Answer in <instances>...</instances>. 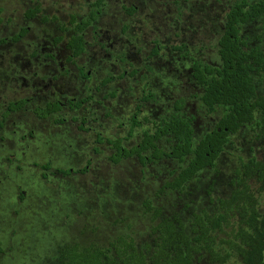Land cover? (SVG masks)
<instances>
[{"label":"rangeland","instance_id":"rangeland-1","mask_svg":"<svg viewBox=\"0 0 264 264\" xmlns=\"http://www.w3.org/2000/svg\"><path fill=\"white\" fill-rule=\"evenodd\" d=\"M95 1L0 0L1 37L10 39L29 28L20 42L0 46V264H58L59 251L67 245L104 248L119 238L133 239L143 252L155 245L153 229L175 215L194 236V216L217 211L218 200L234 190L241 163L253 156L264 162V142L246 126L231 137L215 166L201 171L184 191L164 186L189 159H164L146 167L136 157L111 163L113 151L96 144L97 134L127 136L137 104L143 105L140 120L161 122L183 100L181 114L193 119L195 144L215 128L224 111L206 113L190 57L221 65L218 41L237 0H106L100 18L85 32V53L72 63L67 46L75 33L71 16L88 19ZM36 7L41 13L29 19L27 12ZM125 7H135V14ZM243 35L264 49V18L244 26ZM181 46L186 47L177 51ZM107 78L112 81L103 86ZM256 81L264 94V74ZM146 94L153 99L142 103ZM22 99L29 100L26 108L3 121L6 106ZM72 99L89 101L81 109L66 105L47 120L33 114L36 107ZM148 129L153 131L149 124L136 128L125 146L139 143ZM173 145L167 138L159 143L166 151ZM45 164L51 165L47 179ZM85 167L84 175L55 173ZM259 187L252 182L264 215ZM196 259L213 264L207 255ZM227 264H240V259Z\"/></svg>","mask_w":264,"mask_h":264},{"label":"trees","instance_id":"trees-1","mask_svg":"<svg viewBox=\"0 0 264 264\" xmlns=\"http://www.w3.org/2000/svg\"><path fill=\"white\" fill-rule=\"evenodd\" d=\"M105 1L96 0L86 20L77 21L75 16H71L69 23L75 33L67 43L70 62L75 63L85 53V32L100 18ZM124 10L129 15L135 14L134 7H125ZM40 13V8L36 7L26 15L32 19ZM263 18L264 0H237L226 15L224 32L218 41L221 65L212 66L190 57L192 78L202 92L200 100L206 113L213 115L218 109L224 111L211 132L195 144L193 119L181 114L185 104L183 100H177L174 113L169 118L160 123L155 122L153 131H144L141 141L128 148L125 145L133 139L134 130L149 122L148 118L143 121L139 119L142 106L138 105L127 136L113 139L97 134L96 144H106L113 151L110 162L118 165L136 157L146 167L163 159L183 163L190 158L187 166L176 175V172L173 173V180L164 186V189L184 191L186 185L201 171L215 166L216 160L231 142V137L244 127L251 126L256 138L264 142V94H259L256 81L257 77L264 74V49L260 45H251L243 35L244 26ZM61 31L67 32L68 29L63 26ZM28 33L29 28H22L10 39L0 36V46L9 41L18 43ZM62 40L60 37L56 42ZM185 47H177L176 50L182 51ZM157 50L156 47L153 56ZM82 76L88 75L82 72ZM111 81L112 78H107L102 85ZM152 99L151 94H146L140 101L147 103ZM88 101L69 100L68 103L74 110L83 108ZM28 103V99L9 103L2 115L3 121L12 113L24 110ZM63 107L60 102H51L45 107H36L33 114L38 120H47L61 113ZM164 138L174 142L168 152L161 149L158 143ZM94 151L100 153L98 148ZM41 168L44 179H47L51 165L45 164ZM55 173L64 177L73 173L84 175L87 167L79 170L58 169ZM236 173L234 190L228 198L218 200L217 211L213 214L204 211L194 216V236L186 231L183 220L175 215L153 229L157 235L155 245H148L143 252L138 251L133 239L127 238H119L104 248L80 249L77 244L67 245L59 251L58 264H199L196 259L198 255H207L213 264H227L234 257L240 259V264H264V215L259 210V200L252 188V182L255 181L260 186L259 192H264V162L253 156L247 162H242ZM146 207L151 210L148 202ZM154 216L158 219L160 211L157 210ZM221 234L226 236L221 238Z\"/></svg>","mask_w":264,"mask_h":264},{"label":"flooded vegetation","instance_id":"flooded-vegetation-1","mask_svg":"<svg viewBox=\"0 0 264 264\" xmlns=\"http://www.w3.org/2000/svg\"><path fill=\"white\" fill-rule=\"evenodd\" d=\"M134 8H135V7H134ZM135 11H136V9H135ZM154 51H155V50H154ZM154 51H153V52H154ZM156 55H158V50H157V54H156ZM156 55H154V56H156ZM197 60H199V59H197ZM72 100H73V99H72ZM68 102H69V101H68ZM68 102H67V103H61V102H60V103H61L62 105H64V106L68 105L69 108H70L71 106L69 105ZM8 105H9V104H8ZM8 105H7V106H8ZM46 105H47V104H46ZM138 105H141V106L143 107L142 104H137L136 107H137ZM7 106H6V109H7ZM136 107H135V111H136ZM63 108H64V107H63ZM6 109H5V110H6ZM70 109H71V108H70ZM184 110H185V106H184ZM20 111H22V110H20ZM20 111H18V112H20ZM14 113H17V112H14ZM14 113H12V114H14ZM12 114H11V115H12ZM134 114H135V113H134ZM141 114H142V108H141ZM2 115H3V114H2ZM11 115H10V116H11ZM143 120H144V119H143ZM148 120H149V122H147V123H143L142 127L145 126V125H148V124L151 125V127H153V124H154L155 122H159V121H154V120H150V119H148ZM41 121H42V120H41ZM159 123H160V122H159ZM192 125H193V124H192ZM2 126H3V125H2ZM142 127H141V128H142ZM145 131H146V130H145ZM210 132H211V131H210ZM208 133H209V132H208ZM206 134H207V133H206ZM206 134H205V135H206ZM118 138H119V137H118ZM194 139H195V138H194ZM161 141H162V140L158 141V143H160ZM160 148H161V147H160ZM161 149H162V148H161ZM163 150H164V149H163ZM165 151H166V150H165ZM167 152H168V151H167ZM188 159L190 160V158H188ZM163 160H164V159H163ZM170 160H171V159H170ZM173 160H174V159H173ZM186 160H187V159H186ZM160 161H161V160H160ZM157 162H158V161H157ZM157 162H156V163H157ZM185 162H186V161H185ZM185 162H183V163H185ZM152 164H154V163H152ZM184 168H185V167H184ZM182 169H183V168H182ZM179 172H180V171H179Z\"/></svg>","mask_w":264,"mask_h":264}]
</instances>
